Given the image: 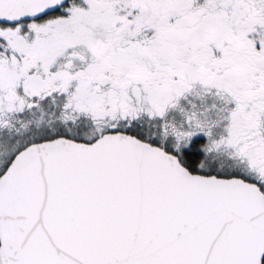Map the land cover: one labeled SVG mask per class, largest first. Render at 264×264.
Here are the masks:
<instances>
[{"label":"snow or ice","instance_id":"obj_1","mask_svg":"<svg viewBox=\"0 0 264 264\" xmlns=\"http://www.w3.org/2000/svg\"><path fill=\"white\" fill-rule=\"evenodd\" d=\"M0 264H264V0H0Z\"/></svg>","mask_w":264,"mask_h":264}]
</instances>
